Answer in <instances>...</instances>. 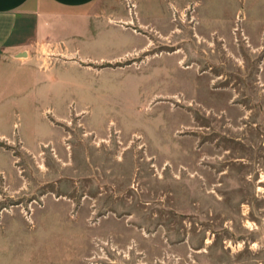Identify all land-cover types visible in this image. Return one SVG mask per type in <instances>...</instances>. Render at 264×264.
<instances>
[{
    "label": "rangeland",
    "instance_id": "rangeland-1",
    "mask_svg": "<svg viewBox=\"0 0 264 264\" xmlns=\"http://www.w3.org/2000/svg\"><path fill=\"white\" fill-rule=\"evenodd\" d=\"M91 10L0 86V264H264V0Z\"/></svg>",
    "mask_w": 264,
    "mask_h": 264
},
{
    "label": "crops",
    "instance_id": "crops-1",
    "mask_svg": "<svg viewBox=\"0 0 264 264\" xmlns=\"http://www.w3.org/2000/svg\"><path fill=\"white\" fill-rule=\"evenodd\" d=\"M95 1L0 0V86L10 83L12 65L35 61L31 59L34 51L45 42L57 43V35L76 27L78 18L94 16L91 8ZM20 52L26 53L22 59L16 56ZM3 138L10 139L0 132V140Z\"/></svg>",
    "mask_w": 264,
    "mask_h": 264
},
{
    "label": "water",
    "instance_id": "water-1",
    "mask_svg": "<svg viewBox=\"0 0 264 264\" xmlns=\"http://www.w3.org/2000/svg\"><path fill=\"white\" fill-rule=\"evenodd\" d=\"M26 55V53L25 52H20V53H18L16 56H25Z\"/></svg>",
    "mask_w": 264,
    "mask_h": 264
}]
</instances>
